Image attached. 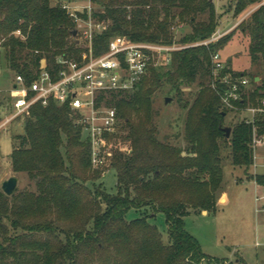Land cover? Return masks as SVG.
Wrapping results in <instances>:
<instances>
[{
    "label": "trees",
    "instance_id": "16d2710c",
    "mask_svg": "<svg viewBox=\"0 0 264 264\" xmlns=\"http://www.w3.org/2000/svg\"><path fill=\"white\" fill-rule=\"evenodd\" d=\"M94 1L104 10L93 16L110 22L94 39L97 54L116 36L172 45L177 20L192 27L187 44L210 39L219 25L210 0ZM262 2L233 0L235 17L259 5L241 24L249 36L251 64L259 73H237L251 80L254 103L264 98ZM78 15L87 18V12ZM75 30V18L52 0H0V63L30 83L42 60L54 72L59 57L79 56L82 48ZM232 37L229 33L207 46L173 51L164 72L150 68L135 91L102 99L116 109L120 130L128 132L132 146L127 154L113 146L110 168L117 174L115 194L98 183L101 170L91 169V145L78 114L54 101L34 105L10 155L14 172L27 174L34 189L7 195L0 188V264H211L213 258L186 230L184 218L197 210L216 211L224 181V143L230 142L234 166L248 170L254 164L252 126L235 114L238 120L229 126L227 137L224 123L233 113L221 109L220 97L209 86L211 56ZM226 63L230 67L231 61ZM163 81L187 110L185 146L158 138L153 98ZM196 82L199 90L193 102L183 101V87ZM258 126L264 133L263 120ZM117 134L107 140L114 141ZM254 180L264 186V175ZM132 209H149L153 216L163 213L168 242L148 215L127 220ZM238 260L229 264H247Z\"/></svg>",
    "mask_w": 264,
    "mask_h": 264
},
{
    "label": "rangeland",
    "instance_id": "374dc122",
    "mask_svg": "<svg viewBox=\"0 0 264 264\" xmlns=\"http://www.w3.org/2000/svg\"><path fill=\"white\" fill-rule=\"evenodd\" d=\"M214 3L219 25L213 36L219 34H233L232 39L221 49L220 54L227 60L228 55H234L230 68L237 73L246 72L258 74L259 69L252 66L248 53L249 36L241 30V24L246 21L251 13L259 6L250 7L241 15L235 17L233 13V0H210ZM67 4L71 11L78 9L80 13L91 11V13L102 12L104 6L94 0H52V4ZM264 3V0L262 4ZM109 21L106 25H109ZM173 44L176 46L187 45V36L192 32V27L187 22L176 21L172 26ZM83 32H78L77 41L85 46ZM172 44V45H173ZM164 72L167 66H152ZM0 74V188L2 184L16 177L18 180L16 190H33L34 185L25 173L14 172L10 155L13 148L17 146L15 137L24 133V117H17L7 121L14 113L11 105L9 90L15 79V73L1 65ZM150 71L147 75H149ZM146 75V76H147ZM199 90L198 83L189 87H183V101L193 102ZM171 100L166 103V99ZM154 122L158 129V138L164 143L185 146V123L187 110L181 107L175 91L166 82H162L156 90L153 98ZM233 113L225 120V126L229 127L238 120ZM241 119V116H239ZM118 138L112 142L108 141V149L113 157V146L118 145L124 153H129L131 142L128 132L120 130L118 125ZM230 142L224 143L222 148V166L224 170V181L219 192L216 211H193L184 218L186 230L199 242L204 253L213 258L211 264L224 262H238L243 260L247 264H264V204L257 199L264 193V186L259 185L254 177L264 175V148H258L254 157V164L246 170L244 167L234 166L231 159ZM107 166L101 172L102 183L108 193H117V174L115 169ZM92 170H98L94 167ZM105 173V174H104ZM104 174V175H103ZM100 175V174H99ZM148 215V221L157 226L163 235L164 241L168 242V226L163 213L154 216L148 209L139 211L132 209L127 213V220L131 221ZM219 260L220 262H217ZM204 264H210L204 262Z\"/></svg>",
    "mask_w": 264,
    "mask_h": 264
},
{
    "label": "built area",
    "instance_id": "2783aa9c",
    "mask_svg": "<svg viewBox=\"0 0 264 264\" xmlns=\"http://www.w3.org/2000/svg\"><path fill=\"white\" fill-rule=\"evenodd\" d=\"M60 5L75 18L77 31L83 32L88 43L81 45L82 51L77 58L59 57L54 72L49 71L42 60L30 83L16 74L9 90L14 113L7 121L29 116L36 104L47 106L54 101L69 106L78 114V123L90 141L92 167L102 171L111 166L107 137L115 134L118 128L116 109L107 106L102 99L111 94L135 91L152 66L171 64L173 51L207 46L224 35L181 46L135 42L126 36H116L104 52L97 54L94 39L107 29L106 21L95 18L91 11H84L87 18H82L78 9L71 11L69 5ZM1 70L0 63V74ZM209 86L220 97L222 110L239 114L241 121L252 126L251 146L255 157L257 149L264 148V133L258 126L260 120L264 121V98L258 103L251 101V80L230 70L220 52L211 56ZM257 200L264 204V193Z\"/></svg>",
    "mask_w": 264,
    "mask_h": 264
},
{
    "label": "water",
    "instance_id": "95a60500",
    "mask_svg": "<svg viewBox=\"0 0 264 264\" xmlns=\"http://www.w3.org/2000/svg\"><path fill=\"white\" fill-rule=\"evenodd\" d=\"M73 35L76 37L78 35V31L75 30ZM77 42H79V41H77ZM170 100H171L170 98H167L166 99V103H168ZM224 131L226 133V136L230 137L231 128L230 127H226V128H224ZM17 183H18V180L16 179V177H11L10 179H8L7 181H5L2 184V190L7 195H12L15 192L16 188H17Z\"/></svg>",
    "mask_w": 264,
    "mask_h": 264
},
{
    "label": "crops",
    "instance_id": "0c3cea01",
    "mask_svg": "<svg viewBox=\"0 0 264 264\" xmlns=\"http://www.w3.org/2000/svg\"><path fill=\"white\" fill-rule=\"evenodd\" d=\"M234 55H228V58H227V60H229V61H231V62H233V60H234V57H233ZM256 80H260V78L259 77H257L256 78Z\"/></svg>",
    "mask_w": 264,
    "mask_h": 264
}]
</instances>
